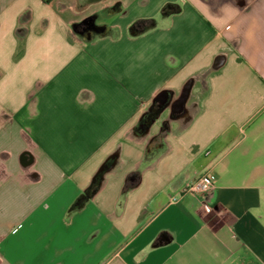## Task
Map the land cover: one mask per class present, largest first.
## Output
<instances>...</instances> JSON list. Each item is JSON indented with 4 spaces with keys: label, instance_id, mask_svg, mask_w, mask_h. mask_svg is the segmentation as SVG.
<instances>
[{
    "label": "crops",
    "instance_id": "obj_1",
    "mask_svg": "<svg viewBox=\"0 0 264 264\" xmlns=\"http://www.w3.org/2000/svg\"><path fill=\"white\" fill-rule=\"evenodd\" d=\"M0 264H264V0H0Z\"/></svg>",
    "mask_w": 264,
    "mask_h": 264
},
{
    "label": "built area",
    "instance_id": "obj_2",
    "mask_svg": "<svg viewBox=\"0 0 264 264\" xmlns=\"http://www.w3.org/2000/svg\"><path fill=\"white\" fill-rule=\"evenodd\" d=\"M214 186V179L211 175H208L207 173L202 174L198 178L192 180L191 182H188L184 189V193H191V194H199L203 195L207 191H209ZM202 208L205 212H208L209 208L203 204Z\"/></svg>",
    "mask_w": 264,
    "mask_h": 264
},
{
    "label": "trees",
    "instance_id": "obj_3",
    "mask_svg": "<svg viewBox=\"0 0 264 264\" xmlns=\"http://www.w3.org/2000/svg\"><path fill=\"white\" fill-rule=\"evenodd\" d=\"M140 24H141V21H138V23H137V28H139V26H140Z\"/></svg>",
    "mask_w": 264,
    "mask_h": 264
},
{
    "label": "rangeland",
    "instance_id": "obj_4",
    "mask_svg": "<svg viewBox=\"0 0 264 264\" xmlns=\"http://www.w3.org/2000/svg\"><path fill=\"white\" fill-rule=\"evenodd\" d=\"M151 121V120H150Z\"/></svg>",
    "mask_w": 264,
    "mask_h": 264
}]
</instances>
